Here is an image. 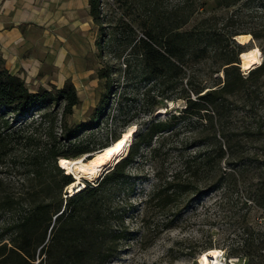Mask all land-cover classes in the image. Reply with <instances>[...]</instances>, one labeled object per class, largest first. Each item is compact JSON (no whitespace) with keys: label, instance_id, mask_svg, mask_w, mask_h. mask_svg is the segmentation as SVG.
I'll use <instances>...</instances> for the list:
<instances>
[{"label":"trees","instance_id":"trees-1","mask_svg":"<svg viewBox=\"0 0 264 264\" xmlns=\"http://www.w3.org/2000/svg\"><path fill=\"white\" fill-rule=\"evenodd\" d=\"M213 2L216 11L193 15L195 1L179 0L170 13L144 24L143 35L136 36L133 20H126L119 41L110 38L113 58H123L127 78L144 81L136 106L148 114L161 98L182 99L184 106L137 128L127 155L71 195L66 189L73 177L58 159L93 153L120 134L99 138L92 129L107 114L112 65L98 70L106 89L85 127L68 121L79 103L71 80L31 90L0 62V264H105L123 236L121 228H111L122 221L109 198L145 147L151 161L162 163L174 150L179 163L170 175L156 169L155 187L145 201L149 207L164 213L183 200L190 203L220 190L221 198L238 195L243 206L264 213V147L263 152L251 148L264 143V97L257 86L264 60L247 74L239 61L246 51L240 43L249 34L264 38V0ZM88 5L92 22L103 31L100 0ZM96 44L101 47L100 41ZM132 94L119 93L131 102ZM256 110L260 122L253 124ZM245 215L236 221L244 239L231 253L252 264L250 244L264 243V227L248 224Z\"/></svg>","mask_w":264,"mask_h":264},{"label":"rangeland","instance_id":"rangeland-1","mask_svg":"<svg viewBox=\"0 0 264 264\" xmlns=\"http://www.w3.org/2000/svg\"><path fill=\"white\" fill-rule=\"evenodd\" d=\"M177 1L179 0H100L104 30L101 31L94 24L97 35L91 52L87 53L84 58V63L91 69V74L86 78H80V82L77 80L75 88L79 103L68 117L70 123L89 126L90 115L106 89L105 79L98 76V70L105 64L112 65L113 72L110 76L107 114L103 115L98 126L94 125L92 128L96 137L105 138L110 133L121 134L131 125H135L136 129L144 127V124L155 116L163 118L170 113L180 111L184 106V100L179 98L159 99L152 114L136 106L138 100H135L143 91L144 81L137 76L127 78L123 71L124 60L122 57L113 58V49L110 44V38L119 41L125 33L123 21L133 20L135 34L141 36L144 24L150 25L151 18L157 14L162 17L163 13H170ZM184 1L189 5L192 0ZM194 1L195 3L191 6L194 7L192 8L193 15L216 11L213 0ZM188 11V8H185V13ZM221 12L217 11V13ZM260 24L264 26V17L260 20ZM236 36L234 38L238 42ZM98 41L101 42V47L96 44ZM242 46L246 51L257 49L260 53V63L264 60L263 37L254 38L249 34ZM121 49L122 46H120ZM199 67L200 71L204 68ZM248 71L241 70L243 74H247ZM217 74L222 77V72ZM257 86L258 95L264 97V74L259 78ZM29 88L35 90L36 86ZM123 91L135 92V95L132 94L134 100L131 102L127 98L121 99L119 93ZM119 99L121 100L120 106H118ZM239 113V116H242L243 111ZM260 114L261 112L257 110L254 112V116L250 119L253 124L260 122ZM129 115L133 116L129 119ZM175 139L174 136L169 137L165 142V147ZM254 147L259 152H263L261 147H264V143L255 142L251 145V148ZM146 150V147L143 148L142 155L137 156L128 166V178L113 187V194L109 198L111 207L118 210L122 221L112 223L111 228L113 230L121 228L123 236L118 241L114 256L105 264H199V255L211 247L222 250L221 261L223 263L245 264L244 256L231 253L245 236L236 221L246 213L248 224L262 228L264 227V213L261 209L257 207L248 209L247 206H243L238 195L221 198V191L218 190L207 192L190 203L183 200L179 206H172L166 212L160 213L145 203L148 194L156 184L155 171L160 169L161 173L170 175L178 168L179 163L174 150L162 163L161 159L156 162L151 161L147 157ZM89 154L91 153L81 156L73 155L69 159L82 158ZM247 242L250 244L249 241ZM250 245L255 261L252 264H264V243L258 244L253 241Z\"/></svg>","mask_w":264,"mask_h":264},{"label":"crops","instance_id":"crops-1","mask_svg":"<svg viewBox=\"0 0 264 264\" xmlns=\"http://www.w3.org/2000/svg\"><path fill=\"white\" fill-rule=\"evenodd\" d=\"M89 0H0V62L28 87L88 77L97 35ZM80 82V80L78 81Z\"/></svg>","mask_w":264,"mask_h":264},{"label":"bare ground","instance_id":"bare-ground-1","mask_svg":"<svg viewBox=\"0 0 264 264\" xmlns=\"http://www.w3.org/2000/svg\"><path fill=\"white\" fill-rule=\"evenodd\" d=\"M244 35H238L242 38ZM240 67L243 71H248L260 64V53L257 49L245 51L240 55ZM136 132V126L131 125L123 131L118 139L106 147L97 150L89 158L69 159L61 157L58 159V165L66 170V173L73 175V180L68 184L69 191L78 190L80 182L83 180L94 181L100 177L105 168L111 167L120 157L126 155L131 138ZM85 186V183L82 184ZM222 250L218 248H208L198 257L199 264H225L221 261Z\"/></svg>","mask_w":264,"mask_h":264},{"label":"water","instance_id":"water-1","mask_svg":"<svg viewBox=\"0 0 264 264\" xmlns=\"http://www.w3.org/2000/svg\"><path fill=\"white\" fill-rule=\"evenodd\" d=\"M239 42V41H238ZM240 43V42H239ZM240 44H242V43H240ZM242 70V69H241ZM132 139H133V137L131 138V140H130V143H129V146H128V150H129V147H130V145H131V142H132ZM102 149V148H101ZM127 153H128V151H127ZM127 153H126V155H127ZM92 154V153H91ZM91 154H89V155H86V156H83L82 158L83 159H86V158H88V157H90L91 156ZM126 155H124L123 157H120L117 161H115V163L111 166V167H108V168H105L104 169V171H103V173H105V172H107V171H109L117 162H119L122 158H124ZM102 173V174H103ZM71 174V173H70ZM72 175V174H71ZM72 177H73V175H72ZM83 183H85V180H83V181H81L80 182V187L81 188H79L78 190H75L74 189V191H69V189L67 188L66 189V194L67 195H71V194H73V193H75V192H78L79 190H81L84 186H82V184Z\"/></svg>","mask_w":264,"mask_h":264},{"label":"clouds","instance_id":"clouds-1","mask_svg":"<svg viewBox=\"0 0 264 264\" xmlns=\"http://www.w3.org/2000/svg\"><path fill=\"white\" fill-rule=\"evenodd\" d=\"M61 167V166H60Z\"/></svg>","mask_w":264,"mask_h":264}]
</instances>
